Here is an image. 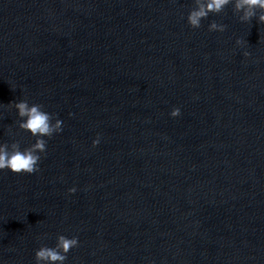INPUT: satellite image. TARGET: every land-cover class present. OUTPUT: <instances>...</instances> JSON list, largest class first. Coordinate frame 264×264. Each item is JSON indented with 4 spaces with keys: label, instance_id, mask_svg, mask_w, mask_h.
Returning <instances> with one entry per match:
<instances>
[{
    "label": "water",
    "instance_id": "95a60500",
    "mask_svg": "<svg viewBox=\"0 0 264 264\" xmlns=\"http://www.w3.org/2000/svg\"><path fill=\"white\" fill-rule=\"evenodd\" d=\"M193 7L0 0V141H35L11 102L63 121L38 172L0 171V264L60 234L65 264H264V24Z\"/></svg>",
    "mask_w": 264,
    "mask_h": 264
},
{
    "label": "clouds",
    "instance_id": "9594fccd",
    "mask_svg": "<svg viewBox=\"0 0 264 264\" xmlns=\"http://www.w3.org/2000/svg\"><path fill=\"white\" fill-rule=\"evenodd\" d=\"M229 5L233 7L234 13L239 15L241 22H251L253 18H256L259 24H264V0H194V7L186 18L187 23L192 29H199L202 26V21L207 19L210 14H219ZM226 27V25L213 20L208 25V31L223 32ZM236 44L243 46L245 41L237 39ZM243 55L248 57L251 53L245 51ZM8 106L17 112L18 128L29 133L35 138V141L27 147H22L18 140L11 143L0 141V171L8 170L14 174H34L40 170V162L47 152L48 139L62 133L63 121L57 118L56 114L45 110L44 105L30 104L27 98L11 102ZM170 115L174 118L180 116V108H173ZM100 140V135L97 134L92 146H98ZM68 191L70 194H74L77 189L72 187ZM78 246L79 238L77 236L69 238L60 234L57 236L54 246L42 244L35 251V264H65L70 250Z\"/></svg>",
    "mask_w": 264,
    "mask_h": 264
}]
</instances>
